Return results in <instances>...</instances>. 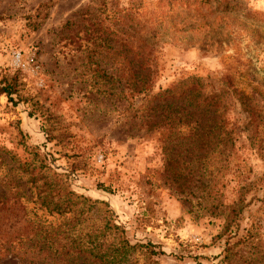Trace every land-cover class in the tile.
Returning a JSON list of instances; mask_svg holds the SVG:
<instances>
[{"label": "rangeland", "instance_id": "1", "mask_svg": "<svg viewBox=\"0 0 264 264\" xmlns=\"http://www.w3.org/2000/svg\"><path fill=\"white\" fill-rule=\"evenodd\" d=\"M145 58L151 93L201 78L180 114L207 119L197 102L219 96V145H189L149 110L156 98L96 76ZM3 70L19 73L24 99L0 95V264H28L4 245L18 242L15 228L3 235L19 227L12 207L60 222L35 204L42 159L102 201L95 226L113 211L129 242L157 252L131 250L125 264H264V0H0Z\"/></svg>", "mask_w": 264, "mask_h": 264}, {"label": "trees", "instance_id": "2", "mask_svg": "<svg viewBox=\"0 0 264 264\" xmlns=\"http://www.w3.org/2000/svg\"><path fill=\"white\" fill-rule=\"evenodd\" d=\"M47 4L43 3L39 6L38 15L41 13V8ZM34 27V29L37 28V26ZM132 59L135 58L132 57ZM146 60L147 58L141 65L129 67L125 75H120V78L99 65L95 69L96 76L105 80L104 85L113 88L112 93L118 88V83L122 78H125L126 88H129L131 92L147 93V95L156 98L158 103L152 104L149 110L161 111L163 119L170 120L171 124L174 123L175 133L182 135L183 139L189 140V145H193L201 151L208 149L213 143L219 145L225 133L224 129L220 128L217 132V126L211 125L213 121L218 124L223 122V118L216 120L214 117L211 119L213 115L219 112L218 107L214 104L219 96H203L197 102L196 106H204L205 113L210 115L207 119L205 115L198 117L189 111L187 114H180L179 109L181 107L177 106V103L190 101L193 99L192 96H198L199 92L202 91V89L197 91L200 87L198 82L201 81V78L190 76L170 88L151 93L150 83L154 70L150 63H146ZM2 94H6L9 102H13L15 105L24 99L20 92L18 72L12 74L3 70L0 78V95ZM15 95L17 96L14 97ZM151 99L150 97L148 101ZM175 101L178 102L175 103ZM176 138L179 140L178 135ZM23 143L26 151H28L30 146L25 142ZM206 153L200 155L198 160H205L206 157L211 156L215 157L213 152H210L209 156ZM30 165L31 163H25V166ZM42 169H45V172L41 179L45 180L42 186L35 184L37 185L35 204L38 210H45L48 215L55 217V220L60 219V222L48 221L42 216L41 218L37 211L34 214L35 217H27L23 212L16 211L15 207H12V210L9 209V212L12 211L9 214L14 216L19 227L15 224H10L8 228L4 226L3 235L10 236V230L15 228L18 242L4 245L19 260L28 264H125L126 261H129L131 250L137 248H145L146 253L157 254L151 244H132L129 242L125 235V228L117 224L113 211L107 212L101 224L95 226V222L90 221V215L93 214L95 205L102 203V201L75 192L71 188L67 175L55 171L43 159L40 171ZM37 180L38 178L35 177L34 182ZM228 207L230 209L229 214L227 213L228 225L238 228L239 224L230 214V212H234L237 215L238 212L234 206ZM110 233L115 234L114 239L117 238V241L112 243L106 241V235H110Z\"/></svg>", "mask_w": 264, "mask_h": 264}]
</instances>
